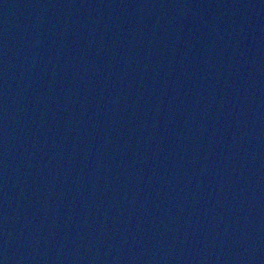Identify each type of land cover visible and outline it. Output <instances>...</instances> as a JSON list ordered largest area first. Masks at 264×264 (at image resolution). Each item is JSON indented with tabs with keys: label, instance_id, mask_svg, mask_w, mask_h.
Instances as JSON below:
<instances>
[{
	"label": "water",
	"instance_id": "obj_1",
	"mask_svg": "<svg viewBox=\"0 0 264 264\" xmlns=\"http://www.w3.org/2000/svg\"><path fill=\"white\" fill-rule=\"evenodd\" d=\"M0 264H264V0H0Z\"/></svg>",
	"mask_w": 264,
	"mask_h": 264
}]
</instances>
